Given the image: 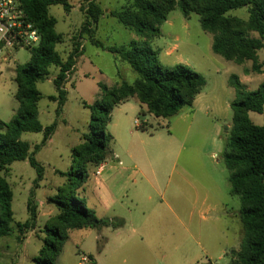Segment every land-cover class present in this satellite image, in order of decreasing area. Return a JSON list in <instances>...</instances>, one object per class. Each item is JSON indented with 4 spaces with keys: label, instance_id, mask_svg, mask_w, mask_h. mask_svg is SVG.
I'll list each match as a JSON object with an SVG mask.
<instances>
[{
    "label": "rangeland",
    "instance_id": "rangeland-1",
    "mask_svg": "<svg viewBox=\"0 0 264 264\" xmlns=\"http://www.w3.org/2000/svg\"><path fill=\"white\" fill-rule=\"evenodd\" d=\"M66 1L72 6L69 13L61 6L48 9L56 20L55 32L64 37L63 44L55 48L63 60L75 48V38L84 22L80 7L87 6V0ZM96 3L103 16L93 30V38L101 42L104 48L125 46L136 37L108 15L110 11L127 6V0H96ZM228 15L244 20L248 17L246 8L230 11ZM160 31V36L149 43L153 50L156 51L157 47L161 49L158 52L159 63L165 67L186 66L201 74L206 84L191 108H182L167 119H156L145 114L148 116L147 125L144 123L145 117L139 116V105L131 100L129 105L135 111L130 117V124L134 126L135 120L137 126L144 124L145 132L152 137L148 140V148L157 159L159 177L165 182L168 180V206L181 210L179 218L188 226L189 234L185 232V224L181 225L168 213V254L179 246V252L173 255L171 264H228L226 251L238 249L243 236L238 218L241 204L238 197L230 194L229 172L223 162V143L232 122L230 104L237 99L229 78L236 76L247 91L258 88L264 81V38L263 48L257 52L258 62L263 64L262 73L246 75L245 70L251 68V62L236 64L211 52L212 36L201 30L197 15L191 14L185 18L175 9L168 14L167 23L160 27ZM250 37L259 39L256 33H250ZM77 43L84 46L83 54L78 57L76 69L65 86L66 101L58 117L57 102L48 99L57 96L52 81L58 70L50 68L48 77L36 84L42 97L38 103L39 122L42 126H49L54 121L57 123L50 141L34 156L43 169L42 180L34 188L36 172L27 161L14 162L9 166V171L3 173L12 191L13 223L10 225V235L0 239V264H34L33 259L38 257L44 237L40 231L47 225L48 219L42 221L41 217L37 218L35 229L28 232L21 243L16 238L15 223H24L28 219L26 206L31 193L38 207L40 202L59 193L65 181L59 173L77 170L72 151L82 142V136L88 133L90 111L85 105L102 101L97 85L101 83L112 87L122 82L132 84L136 79L126 63L107 50L91 45L87 36H82ZM11 54L9 61L0 63L2 123H8L17 109L14 68L29 62V51L26 49ZM249 119L254 125H263L261 115L249 113ZM108 129L110 127L107 126V132L111 135ZM42 137V133H25L20 140L28 143L32 151L34 146L40 144ZM124 137L127 143L133 141L138 144L136 138L126 134ZM115 143L112 140L110 151ZM108 159L102 164H109ZM121 161L122 166L126 167V163ZM151 169L147 164L145 171L150 173ZM92 183L86 186L90 196ZM79 193H75L77 199H80ZM150 208V205H142L135 215L140 217L141 211ZM101 212L98 210L97 215L104 216ZM102 231V237L108 239L107 243L104 238L96 239V230L70 231L57 264H78L81 255L89 254L97 264H163L156 251L142 259L139 251L146 252L144 247L122 248L123 255L119 256L120 252L112 244L114 240L109 237L111 235L106 230ZM136 242L141 245L137 238Z\"/></svg>",
    "mask_w": 264,
    "mask_h": 264
},
{
    "label": "trees",
    "instance_id": "trees-1",
    "mask_svg": "<svg viewBox=\"0 0 264 264\" xmlns=\"http://www.w3.org/2000/svg\"><path fill=\"white\" fill-rule=\"evenodd\" d=\"M19 2L40 41L37 46L26 48L29 51L27 65L14 68L17 109L8 123L0 122V239L10 235L13 223L12 191L3 173H7L14 162L27 161L36 172L34 188H37L43 169L34 156L57 128L56 121L42 126L38 120V103L42 97L36 84L48 77L50 68L58 70L52 81L57 96L48 98L57 102L58 117L66 101L65 86L75 71L78 57L83 54L82 46L77 43L82 36H87L91 45L115 55L136 75L132 84L122 82L107 87L99 83L102 101L85 105L90 111L88 133L72 151L77 170L59 173L65 180L64 184L58 194L46 200L56 213L40 231L44 237L38 257L33 259L34 264H57L70 231L100 230L110 225L77 199L75 193L88 180L92 169L111 154L109 146L113 139L107 132V126L114 107L134 100L141 109L139 116L148 114L156 119H167L182 108H191L206 84L201 74L186 66H162L158 52L150 48L149 41L160 36V27L168 14L177 9L185 18L197 15L201 30L212 36L210 48L214 55L236 64L251 62V68L245 70V74H260L263 64L258 62L257 52L263 48L264 0H127V6L110 11L108 15L138 39L125 46L106 48L93 38V30L97 28L103 11L96 0H87L86 8L80 7L84 22L75 38L77 44L66 60L55 51L56 46L63 44L64 37L55 32L56 20L48 9L61 6L69 13L72 6L66 0ZM241 8L247 9L246 20L228 15L230 11ZM250 33H256L259 39L251 38ZM229 84L237 99L230 104L232 122L223 143V162L229 172L230 194L238 197L241 204L239 219L243 236L239 248L228 249L226 256L228 264H264V81L252 92L247 91L234 75L229 78ZM249 113L261 115L263 125H254ZM145 125H139L137 129L145 132ZM25 133L43 135L40 144L32 151L28 143L20 140ZM26 208L28 219L24 223H15L19 243L36 226L37 205L32 193Z\"/></svg>",
    "mask_w": 264,
    "mask_h": 264
},
{
    "label": "crops",
    "instance_id": "crops-1",
    "mask_svg": "<svg viewBox=\"0 0 264 264\" xmlns=\"http://www.w3.org/2000/svg\"><path fill=\"white\" fill-rule=\"evenodd\" d=\"M137 39L135 37L133 40ZM156 51L160 52L161 49L157 47ZM130 101L121 103L112 110L108 130L116 143L110 151L109 164L101 163L100 171H96L97 168L92 169L90 176L93 180L91 181L89 176L78 190L79 196L86 207L92 209L96 215L98 210L102 211L104 216L97 215V217L108 221L110 225L96 230V239L104 238L102 230H106L105 232L114 240L112 244L117 252H120L119 256L123 255L122 248L144 247L146 252L139 251L142 259H146L147 254L156 251L157 257L161 258L163 264H171L173 255L179 252V246H175V250L168 254V213L183 225L185 223L179 218V213L182 211L168 206V180L165 182L159 177L157 159L148 148V140L152 137L137 129L136 120L134 126L130 124L135 111V108L129 105ZM143 116L147 125L148 116ZM125 134L136 138L138 144L133 141L127 143ZM164 151L168 152L166 149ZM121 159L126 163V167L122 166ZM147 164L152 168L150 173L145 171ZM90 182H93V186L90 187L91 196L86 191V186ZM142 205L145 207L150 205L151 208L141 211L140 217H137L136 210ZM38 207L37 218L41 217L42 221L50 219L56 213L46 200L40 202ZM185 226V232L189 234L187 224ZM241 233L243 234L242 224ZM136 238L141 245L136 242ZM104 239L107 243L108 239ZM88 256L94 264H97L94 257L90 254Z\"/></svg>",
    "mask_w": 264,
    "mask_h": 264
},
{
    "label": "built area",
    "instance_id": "built-area-1",
    "mask_svg": "<svg viewBox=\"0 0 264 264\" xmlns=\"http://www.w3.org/2000/svg\"><path fill=\"white\" fill-rule=\"evenodd\" d=\"M39 41L40 36L28 21L19 0H0V63L9 61L12 52L35 47ZM100 170L101 165L96 171ZM78 264L94 263L91 257L81 255Z\"/></svg>",
    "mask_w": 264,
    "mask_h": 264
}]
</instances>
